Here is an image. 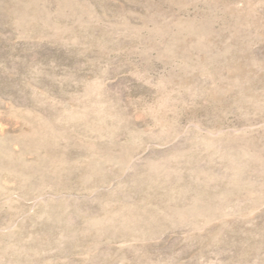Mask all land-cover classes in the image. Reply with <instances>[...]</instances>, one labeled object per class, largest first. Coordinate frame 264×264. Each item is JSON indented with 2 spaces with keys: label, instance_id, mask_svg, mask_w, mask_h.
Masks as SVG:
<instances>
[{
  "label": "rangeland",
  "instance_id": "obj_1",
  "mask_svg": "<svg viewBox=\"0 0 264 264\" xmlns=\"http://www.w3.org/2000/svg\"><path fill=\"white\" fill-rule=\"evenodd\" d=\"M0 264H264V0H0Z\"/></svg>",
  "mask_w": 264,
  "mask_h": 264
}]
</instances>
